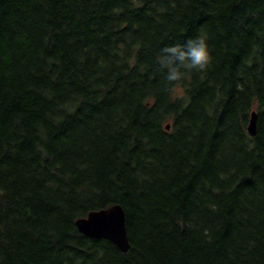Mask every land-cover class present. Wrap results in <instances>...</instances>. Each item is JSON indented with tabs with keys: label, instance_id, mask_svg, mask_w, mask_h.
<instances>
[{
	"label": "trees",
	"instance_id": "16d2710c",
	"mask_svg": "<svg viewBox=\"0 0 264 264\" xmlns=\"http://www.w3.org/2000/svg\"><path fill=\"white\" fill-rule=\"evenodd\" d=\"M115 204L127 253L75 227ZM0 264H264V0H0Z\"/></svg>",
	"mask_w": 264,
	"mask_h": 264
},
{
	"label": "clouds",
	"instance_id": "9594fccd",
	"mask_svg": "<svg viewBox=\"0 0 264 264\" xmlns=\"http://www.w3.org/2000/svg\"><path fill=\"white\" fill-rule=\"evenodd\" d=\"M207 36L189 38L183 45L165 46L158 56L159 66L165 70V90L174 91L193 71L204 73L212 64Z\"/></svg>",
	"mask_w": 264,
	"mask_h": 264
},
{
	"label": "water",
	"instance_id": "95a60500",
	"mask_svg": "<svg viewBox=\"0 0 264 264\" xmlns=\"http://www.w3.org/2000/svg\"><path fill=\"white\" fill-rule=\"evenodd\" d=\"M165 129L168 130L169 125H166ZM247 131L251 137L256 134V113L254 112L251 113ZM75 227L87 238L110 241L122 253H127L130 248L125 213L118 204L88 213L87 216L75 221Z\"/></svg>",
	"mask_w": 264,
	"mask_h": 264
},
{
	"label": "bare ground",
	"instance_id": "6f19581e",
	"mask_svg": "<svg viewBox=\"0 0 264 264\" xmlns=\"http://www.w3.org/2000/svg\"><path fill=\"white\" fill-rule=\"evenodd\" d=\"M113 206V205H112ZM109 208V207H108Z\"/></svg>",
	"mask_w": 264,
	"mask_h": 264
}]
</instances>
